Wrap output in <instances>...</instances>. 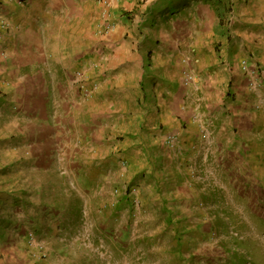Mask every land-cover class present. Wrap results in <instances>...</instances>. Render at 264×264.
<instances>
[{"label": "crops", "instance_id": "crops-1", "mask_svg": "<svg viewBox=\"0 0 264 264\" xmlns=\"http://www.w3.org/2000/svg\"><path fill=\"white\" fill-rule=\"evenodd\" d=\"M0 1L14 20L4 35V42L0 43V51H4V55L0 53V91L4 97L1 101L17 109L16 113L5 115L2 136L39 141L43 137L44 141L49 140L45 148L51 150L52 156L61 149L56 143H63L73 153L85 150L88 163H92L94 149V154L100 157L99 179L92 178L87 171L81 173L85 175V187L99 186L98 208L103 228H106L108 212L111 213L109 208L113 205L117 212L125 201L123 192L119 198L109 199L106 190L109 182L118 190L124 180L138 184L141 193L149 195L151 210H162L163 218L173 221L198 215V207L192 208L191 204L196 205L200 197L212 201L216 195L220 198L221 187L250 188L257 172L264 171V89L248 95L238 82L245 60L253 59L264 67V0H144L142 4L143 0H102L103 24L108 22L114 26L105 45L112 53L101 57L103 70L109 77L100 78L91 94L97 95L100 104L79 98L84 105L82 115L78 113L71 66L82 65L88 78H93L92 70L86 65L92 57H85L91 49L90 41L77 49H83L84 54L77 56L76 63L69 62L75 50L63 55L68 61H61L53 51L41 52L38 46L23 45L19 54L9 51L13 41L22 39L24 33L34 36L36 27L51 29V38L56 37L58 41L60 21L69 15L68 8L63 15H58V11L48 15L46 5L38 4L31 6L32 12L24 16L21 13L24 7L12 5L8 0ZM133 10L135 17L144 11L150 17L163 12L168 23L177 18L187 22L179 35L186 44L194 45L191 50L196 59L194 71L198 82L193 78L192 85H185L183 73L171 70L173 47L164 55L158 49L147 68H141L140 61H133L127 73H114L113 68L122 55L119 53L121 37L125 33L130 35V28L133 30L139 25L138 19L134 24L126 20L125 13ZM175 36L169 30L162 39L163 44L178 40ZM141 41L142 38L132 36L134 48ZM16 55L21 61L39 62L16 65ZM130 55L125 54L123 58L132 60ZM40 60L52 63L40 64ZM103 75L106 74L103 72ZM118 76L121 78L117 79ZM156 76L162 79L159 81ZM53 108L62 113L56 116ZM41 124L45 125L46 135L45 131L37 132L34 128ZM200 129L206 134L200 133ZM168 136H173L175 143L167 144ZM97 140L99 146L92 147V142ZM30 146L44 145L34 142ZM27 164L33 169L31 162ZM231 171H237L235 179L226 176ZM59 172L56 167L54 180L47 181L50 187L67 186L70 176ZM74 182L78 183L77 179ZM185 202L190 207H183ZM63 204L61 211L64 212H83L85 216L92 212L90 207L83 210V203L72 207ZM241 204L247 202L242 200ZM84 218L91 220L89 216ZM61 225L59 229L64 235L70 233L68 229L73 230L66 222Z\"/></svg>", "mask_w": 264, "mask_h": 264}, {"label": "rangeland", "instance_id": "rangeland-1", "mask_svg": "<svg viewBox=\"0 0 264 264\" xmlns=\"http://www.w3.org/2000/svg\"><path fill=\"white\" fill-rule=\"evenodd\" d=\"M8 1L12 5L24 7L25 10L21 12L24 16L32 12L31 6H38V4L46 5L48 15H55V11H58V15H63L67 11L66 8L70 11L69 15L60 21L58 41L56 37L51 38V29L47 30L44 26L36 27L34 36L24 33L22 39L18 37L13 41L9 51L19 54L20 47L23 45L38 46L42 49L41 52L53 51L56 55L59 54L61 61L64 59L68 61L67 58H62L63 55L75 50L69 62L76 63L79 61L77 56L84 54L83 49L79 51L77 49L82 46V43L90 41L91 49L85 57H92L95 65L89 67L93 72V78L84 80H87L88 86H92L101 82L100 78L109 77V73L103 70L101 57L112 53L105 49V45L108 44L109 35L113 32L108 34L101 32L104 11L100 7L102 0ZM143 2L144 0L140 1L141 4ZM162 14L163 12L155 13L150 17V14L144 11L135 17V10L125 13L128 23L134 24L138 19L139 25L133 30L130 28V35L125 33L121 37L122 45L119 47V53L121 52L122 55H119L116 66L113 68L114 73H127L133 61H140L141 68H147L151 56L158 49L161 50V55H164L168 48L173 47L171 70L182 72L186 63L193 71V78L198 82L194 71L196 59L192 56L191 50L194 45L186 44L179 35L181 28L187 22L177 18L174 22L168 23L166 16ZM74 16H76L75 21ZM11 17V14L5 12L0 1V43L4 42L5 33L14 23ZM169 30L173 35L178 36V40L163 44L162 39ZM99 35L105 38H100ZM132 36L142 38L141 43L135 48L131 42ZM0 53L4 55V51L1 50ZM96 53L98 55H95ZM2 54L1 57H4ZM125 54H132L130 56L133 59L125 60L123 58ZM93 56L100 58L96 60ZM14 58L16 65L28 61L33 64L39 62L21 61L18 55ZM81 59L83 61L84 58ZM248 60L257 63L253 59H247L242 63V67ZM41 63L48 65L52 61L40 60ZM77 67V64L71 66L72 85L76 91L77 101L80 98L100 104L96 98L97 95L84 94L81 87L83 80L81 81L77 76V71L83 68L82 65ZM119 78L121 77L118 76L117 79ZM143 78L146 80L144 73ZM154 78L162 79L159 76ZM244 79L241 73V79L238 82L246 91ZM263 89L264 87L257 91H246V94H257ZM37 94L35 93L36 96ZM3 98L1 90L0 264H264V171L257 172V177L251 181L250 188L244 186L234 188L232 185L221 187L218 190L220 198L217 195L214 196L216 201L200 197L196 205L191 204L192 208L198 207V215L182 219L175 218L176 220L173 221L164 219L165 214L162 210H151L150 197L141 193L138 184L127 183L124 180L118 190L109 182L106 187L109 199L112 196L118 197L123 192L125 201L117 212L114 211L113 205L109 208L111 213L108 212L106 228H103L104 224L100 222L98 208L101 196L99 186L93 184L92 187H85V175L81 173L87 171L92 178L99 179L100 157L94 154V149L92 150L94 158H92L95 161L91 159L92 163H88L85 150L73 153V149L59 142L56 143V147L61 149L52 156L49 154L51 150L45 148L49 140L44 141L43 137L41 141L4 138L2 134L5 115L11 112L16 113L17 109L9 102L1 101ZM78 106V113L82 115L84 105L79 101ZM92 109L95 110L94 106ZM53 110L56 116L62 113L57 108ZM79 127L82 131V126ZM34 128L37 132L45 131V125L42 124ZM48 130L50 131V127ZM199 132L206 134V131L202 129ZM46 133L45 131V135ZM79 133L80 131L77 130L76 134ZM34 142L42 143L44 146L32 148L30 145ZM92 144V147L99 146V141H93ZM119 161L125 165L122 159ZM27 162H31L33 169H29L30 165ZM122 164L120 167H123ZM56 167L60 169V175L70 176L67 179V186H49L50 182L47 181L54 180ZM69 169L71 171H68ZM237 174V171H231L226 176L235 179ZM75 179L78 183L74 182ZM242 200L247 204H241ZM63 203L68 207L83 203L81 206L83 210L90 207L92 212L86 216H89L91 220L85 219L83 212L61 211V207L64 208ZM182 206L188 208L190 204L186 203ZM66 218L70 221L65 220ZM64 222L69 224V227H73V230L68 229L70 233L65 235L59 229L63 227L61 223L64 224ZM75 227L79 229H74ZM53 229H55L54 234ZM78 231H80L79 235H77Z\"/></svg>", "mask_w": 264, "mask_h": 264}, {"label": "built area", "instance_id": "built-area-1", "mask_svg": "<svg viewBox=\"0 0 264 264\" xmlns=\"http://www.w3.org/2000/svg\"><path fill=\"white\" fill-rule=\"evenodd\" d=\"M108 1V0H107ZM105 1V2H107ZM114 29V26L112 23H106L103 24L102 31L107 33L110 32L111 30ZM185 63L184 61H182ZM86 65L88 67H92L95 65L92 61L89 63L87 62ZM192 69L188 68V64L185 63V69H183L182 73L184 75V82L185 85H191L194 80H193V73ZM242 75L244 76V81H245V88L247 89L246 91H257L260 90L261 88L264 87V67L260 66L258 63L252 62L251 60H248L244 63L242 67ZM77 76L82 82V89L83 92L86 96H91L93 91L96 90V85L93 84L92 86L87 85V80L88 75L86 74L85 69L77 71ZM89 82V81H88ZM166 143L172 145L175 143V138L173 136H168L166 138Z\"/></svg>", "mask_w": 264, "mask_h": 264}]
</instances>
